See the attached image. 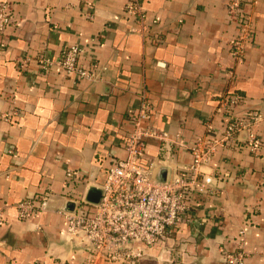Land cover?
Segmentation results:
<instances>
[{"label":"crops","instance_id":"0c3cea01","mask_svg":"<svg viewBox=\"0 0 264 264\" xmlns=\"http://www.w3.org/2000/svg\"><path fill=\"white\" fill-rule=\"evenodd\" d=\"M6 1L12 22L0 30V264L82 263L86 245L67 232L62 211L68 199L101 187L112 162L126 156L142 86L152 103L149 122L187 141L223 132L226 94L241 95L234 115L264 113V0L245 7L254 34L240 63L231 53L238 29L230 0H142L146 37L132 30L126 0ZM73 44L80 64L98 62V80L43 68L40 54L59 55ZM23 57L30 58L26 69ZM15 109L11 122L2 118ZM252 133L256 150L247 131L218 146L204 170L222 177L190 192L187 220L137 264H222L220 249L240 243L245 264H264V120ZM151 161L153 176L168 179L188 173L192 154L150 139L142 163ZM41 192L49 209L21 218L18 204Z\"/></svg>","mask_w":264,"mask_h":264},{"label":"built area","instance_id":"2783aa9c","mask_svg":"<svg viewBox=\"0 0 264 264\" xmlns=\"http://www.w3.org/2000/svg\"><path fill=\"white\" fill-rule=\"evenodd\" d=\"M253 2L230 0L228 4V15L237 23L238 31L231 42V53L238 63L245 59L247 44L254 34L253 17L245 10ZM124 11L136 22L132 30L146 37L149 20L143 1L126 0ZM93 15L91 9L87 11V16L92 18ZM11 22L10 4L0 0V30ZM80 53V46L73 44L65 47L59 55L40 54L39 60L45 69L56 67L79 79L98 80V62L92 61L83 66L80 64ZM29 61V57H23L19 62L21 69H26ZM229 75L233 77L234 72L230 70ZM241 100L239 93H229L221 99V107L229 116L223 132L187 141L179 134L171 137L149 122L152 103L146 86H142L136 110L129 116L131 128L125 146L126 156L114 160L109 166L101 185L100 201L94 204L84 198L76 199L75 210L62 211L67 232L74 238L80 237L86 245L87 254L81 264H100L102 261L137 264L148 255V246L157 244L187 220L190 192L211 189L215 179L222 177L204 170L218 146L247 131L250 132L248 145L252 150L257 149L259 140L252 133V126L264 120V113L249 111L244 115H234L232 110ZM17 113L15 109L1 116L11 122ZM150 139H158L165 144L174 141L188 148L192 154V161L186 167L188 173L176 174L168 179L155 178L152 174L155 161L147 166L142 163ZM66 175L71 178L73 171L68 170ZM49 206L50 196L41 192L21 201L17 210L21 218H27L48 210ZM220 251L222 264H245L247 254L241 243L234 250L221 248Z\"/></svg>","mask_w":264,"mask_h":264},{"label":"water","instance_id":"95a60500","mask_svg":"<svg viewBox=\"0 0 264 264\" xmlns=\"http://www.w3.org/2000/svg\"><path fill=\"white\" fill-rule=\"evenodd\" d=\"M246 132V131H243ZM241 132V133H243ZM102 195V188L101 187H97V186H91L89 188V191L86 195V197L84 198L87 202L90 203H98L100 201ZM77 206V201L74 199H68L66 201V210H75Z\"/></svg>","mask_w":264,"mask_h":264}]
</instances>
